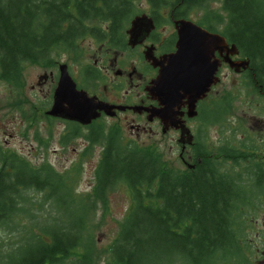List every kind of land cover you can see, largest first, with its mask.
Masks as SVG:
<instances>
[{"label": "trees", "instance_id": "1", "mask_svg": "<svg viewBox=\"0 0 264 264\" xmlns=\"http://www.w3.org/2000/svg\"><path fill=\"white\" fill-rule=\"evenodd\" d=\"M146 1L156 16L168 8L176 18L203 12L199 23L250 60L244 86L264 100V0ZM136 2L0 0V80L20 86L26 64L50 65L58 49L82 65L79 43L87 38L123 49L126 27L142 13ZM216 3L219 9H210ZM85 71L91 84L95 70L85 64ZM231 111L230 98L204 109L202 126H218L222 137L210 148L200 128L194 168L183 172L171 169L157 146L125 142L118 127L96 123L83 133L71 126L62 146L81 138L101 147L86 197L49 164L36 167L0 149V233L16 239L5 253L0 242V264H264V230L256 224L264 214V140L242 124L232 128ZM121 186L131 205L101 247L95 218Z\"/></svg>", "mask_w": 264, "mask_h": 264}, {"label": "rangeland", "instance_id": "2", "mask_svg": "<svg viewBox=\"0 0 264 264\" xmlns=\"http://www.w3.org/2000/svg\"><path fill=\"white\" fill-rule=\"evenodd\" d=\"M136 3L142 13L148 11L146 0H137ZM219 7L220 4L216 3L212 4L210 9L218 10ZM202 14L203 12L198 11L193 12L191 16L198 20ZM97 46L91 38L79 43V48L83 52V57H80L84 58L83 63H94L98 58ZM54 55L55 60L50 66L56 67L66 63L69 65L72 75L78 76L79 64L73 61L71 53L58 49ZM26 65L28 67L24 76H21L20 86L13 87L0 80V149L3 153L19 155L36 167L49 164L58 173L66 174L72 178L73 183L71 184L75 191L86 197L91 193L95 183V170L100 160L101 147L94 149L81 138L62 146V135L60 134L64 128L62 124L49 123L46 119L43 121L42 118L41 121L38 120L37 126L31 125V117L34 114L31 105L37 103L43 107V103H45L44 91L33 90V86L37 83L36 78L45 71L49 72L51 68L46 69L33 64ZM219 77L220 83L213 90L212 102L230 98L232 111L227 121L231 127L237 128L242 124L258 139L264 140V116L258 115V108L264 105V100L249 94V90L244 86V77L236 75L228 66H224ZM39 87L44 88L43 86ZM47 87L46 85V89H48ZM36 94L39 95L38 99L35 97ZM82 132L86 133L87 131L82 130ZM202 132L201 135L205 136L204 139L207 140V145L210 148H214L222 137L218 126L215 125L204 127ZM199 133L200 127L197 134L199 135ZM176 138L175 134H171L157 143L156 148L159 149L164 162L171 169L183 172L188 170V167L179 158ZM86 151H88L87 155H85ZM189 163L193 162L190 160ZM78 171H80L79 174ZM130 205L131 200L126 188L121 186L111 193L107 212L104 213L100 210L95 218L99 226L96 231L99 246L107 247L112 242L118 232L119 223L125 218ZM256 224L259 229L264 230V214L260 215ZM0 242L3 243V253L16 245V239L2 231Z\"/></svg>", "mask_w": 264, "mask_h": 264}, {"label": "flooded vegetation", "instance_id": "3", "mask_svg": "<svg viewBox=\"0 0 264 264\" xmlns=\"http://www.w3.org/2000/svg\"><path fill=\"white\" fill-rule=\"evenodd\" d=\"M144 14L152 19L154 28L148 26L149 21H143L141 33L136 39L135 46H132L129 44L131 39L129 30L135 18ZM192 14L193 12L186 13V16L176 18L173 13H170V9L168 8V10L159 12V15L156 16L151 12L148 4V11L136 15L126 27L123 49L118 48L115 44L98 43L94 40L98 45V58L91 64L95 70L94 79H92L93 82L91 84L85 81V63L82 62V65H78V76L72 75L67 64L69 73L77 84V90L86 91L90 98L95 99L94 104L100 107V117L89 126H83L78 122L63 117L48 115V112L55 104V91L59 84L61 66L38 65L51 69L49 72L45 71L43 74H40L36 78V85L33 86V90L41 89V91H44L43 98L45 99V103H43V107L37 103L31 105L34 112V114L32 112L31 125L37 126L38 120L41 121L42 118L43 121L46 119L49 123H60L64 127L60 133L63 138L69 134L71 126L81 127L82 130L88 132V129L92 125L99 123L105 130L118 127L123 133L125 142H134L141 147L157 146V143L169 135L175 134L177 136L176 146L178 147L179 158L184 165L190 166L189 161L193 159V149H195L199 127L204 128L210 125L209 123H205L202 126L200 117L205 108L207 110L212 109L214 88L211 89L204 100L197 104V116L194 118L188 116L186 100L180 104V107L174 108V111L178 113L176 118L180 120L181 126L185 125L193 135L194 140L192 144H188L187 137H182L181 129L168 127L161 119L152 116V113L148 110L154 111L164 108L163 105L154 100L150 90L154 87V82L160 74V68L156 65L162 62L168 55H172L177 51L179 35L176 23L179 21H189L209 33H214L199 23L202 17H205L204 13L198 20L194 19L191 16ZM169 30L171 32L168 33ZM226 41L229 46L235 45L230 43L227 38ZM225 55L226 52L223 53V56ZM217 57L221 58V55L218 53ZM230 57L234 61L247 60L241 57L240 51L237 55H230ZM226 65H222L220 72ZM25 66V68L23 67L21 76H24L28 67L27 65ZM248 70L249 68L235 74L245 77ZM46 85L48 89H46ZM39 86H43L44 88H40ZM35 97L38 99L39 95L36 94ZM20 105H22L21 102ZM39 110L40 113L35 114Z\"/></svg>", "mask_w": 264, "mask_h": 264}, {"label": "water", "instance_id": "4", "mask_svg": "<svg viewBox=\"0 0 264 264\" xmlns=\"http://www.w3.org/2000/svg\"><path fill=\"white\" fill-rule=\"evenodd\" d=\"M145 20L149 21L150 28H154L152 19L147 15L135 18L129 30L130 45L135 46L141 33V24ZM176 28L179 35L177 51L156 65L160 68V74L150 90L154 100L164 108L148 111L168 127L181 129L182 137H187L188 144H192L194 137L185 125L181 126L174 108L180 107L186 100L188 116L194 118L197 116V104L207 97L212 87L220 83L218 73L223 63L228 64L236 73H241L250 67V61L232 60L230 55H237L239 50L236 45L229 46L219 34L209 33L189 21L177 22ZM218 53L221 58L217 57ZM60 70L55 104L48 115L90 125L100 117V107L94 104L95 99L90 98L86 91L77 90L67 65H61Z\"/></svg>", "mask_w": 264, "mask_h": 264}]
</instances>
